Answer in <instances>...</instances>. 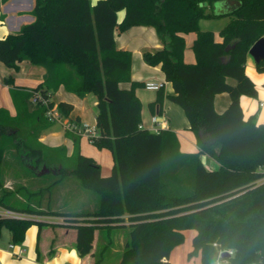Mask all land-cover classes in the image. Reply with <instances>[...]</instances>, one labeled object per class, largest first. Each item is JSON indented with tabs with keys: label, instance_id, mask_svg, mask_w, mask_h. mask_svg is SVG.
I'll list each match as a JSON object with an SVG mask.
<instances>
[{
	"label": "trees",
	"instance_id": "16d2710c",
	"mask_svg": "<svg viewBox=\"0 0 264 264\" xmlns=\"http://www.w3.org/2000/svg\"><path fill=\"white\" fill-rule=\"evenodd\" d=\"M220 1L34 0L30 12L34 20L0 39V60L11 68H17L23 56L35 64L51 61L54 72L49 80L55 86L63 84L80 96L94 92L99 135L90 141L111 150L114 166L104 175L101 164L81 152V135L71 131L67 130L75 144L72 155L65 147L42 142L41 133L53 121L45 116L42 104L32 111L30 100L33 91L54 106L44 83L31 91H13L17 114L0 109V207L26 217L0 214V239L8 230L14 243H23L33 225L40 230L75 228L78 249L86 255L93 249L96 230L129 227L119 264H172L168 260L172 249L185 242V230L194 229L189 258L200 256L201 264H212L220 249H234L235 263L264 262V122H258L257 114L247 117L241 103L244 95L258 97L246 64L251 47L264 37V0H236L239 5L233 10L216 12L213 6ZM122 10L126 16L119 23ZM220 17H229V22L217 40L215 32L203 30L200 22ZM139 25L156 28L164 43L153 53L144 52V58L152 66L160 65L173 84L174 93L168 98L185 111L198 137V152H183L170 129L142 126L143 107L136 90L145 83L133 80V54L116 41V31ZM188 33L196 34L195 63L185 60ZM257 69L264 72V61L257 63ZM5 82L13 84L14 77ZM159 91L152 109L157 106L161 113L165 91ZM221 93H229L231 99L220 113L215 100ZM58 108L69 118L74 105L61 101ZM12 149L36 172L45 164L59 175L48 187L27 189L33 199L75 176L84 189L98 194V209L62 213L43 208L40 201L35 206L31 197L26 205L10 202L7 197L13 192L6 188L1 172ZM203 154L216 159L219 167L208 168ZM43 216L63 222L50 223L41 220ZM38 250L39 254V246ZM103 259L104 254H97L95 264Z\"/></svg>",
	"mask_w": 264,
	"mask_h": 264
},
{
	"label": "crops",
	"instance_id": "0c3cea01",
	"mask_svg": "<svg viewBox=\"0 0 264 264\" xmlns=\"http://www.w3.org/2000/svg\"><path fill=\"white\" fill-rule=\"evenodd\" d=\"M98 1L99 0H92L93 4H96ZM238 5L239 2L236 0H223L217 2L213 6V10L216 12H229ZM33 6L34 0L5 1L0 6V39L5 38V36L10 33L18 32L23 25L31 23L34 20V17L30 13ZM125 16V10L119 11L118 22L121 23ZM208 20L210 19L201 20L200 26L202 27V21ZM202 29L212 30L204 26ZM220 30L221 29H219V31L213 30L217 40H221L219 35ZM184 37L186 40L185 60L188 63H195L197 60L193 50V43L196 34L188 33L184 34ZM116 41L119 48L128 50L133 54V80L142 83L152 80L164 84L163 90L165 91V97L161 113L157 106L155 109H152V104L158 99L160 91L147 90L143 86L136 90L137 96L140 98L143 107V128L149 129L147 126H150L153 121L154 125L150 130L170 129L178 136L183 152H198L200 149L198 137L196 133L190 129V122L185 111L181 106L168 98V95L174 93L173 84L166 80V75L162 71L160 65L152 66L145 61L144 52L151 51L153 53L164 46L156 28L139 25L125 32L116 31ZM247 61L246 72L258 87V97L244 95L241 100L242 107L247 117L257 114L258 122L263 123L264 106L260 104L262 101L264 102V72L258 71L257 63L251 54H249ZM53 70L54 63L51 61L45 64H35L31 62L27 56H23L17 68L8 67L0 60V109H7L12 116H15L17 114V103L14 101L13 91H31L32 89L38 88L39 84L44 83V86L47 87L52 94L51 100L54 105H58L61 101L69 102V104L71 103L74 105V109L67 119L85 124L82 115L78 112L79 105H77L80 101V97L84 96H80L68 90L63 84L55 86L53 82L49 80L50 75L54 72ZM10 75L14 77L13 84L5 82V78ZM229 81L233 84L235 83L233 79H229ZM126 85V88L130 87V84ZM230 99L229 93L218 94L215 100L216 110L220 113L225 111L229 105ZM30 101L32 102V100ZM30 109L32 111L37 110L39 109V105L33 104L32 106L30 104ZM150 113L153 115L152 120ZM155 118L157 121H155ZM56 122L58 121H54L49 128L41 133V140L52 148L65 147L68 155H72L75 150L74 141L68 136L64 124L61 122L63 125V129L61 130V124H56ZM93 125H96V121ZM81 137L85 138L84 135ZM88 139L90 140V138ZM81 143L83 144L82 139ZM210 157L213 158L212 156ZM93 158L96 157L93 155ZM96 160L100 163L98 159ZM213 160L216 161L219 166L218 161L214 158ZM111 166L113 169L114 158ZM110 173L109 171V173L106 174L109 175ZM7 182L8 185L11 181ZM41 220H46L47 222L55 224H61L63 222V218L59 220V217L54 216H43ZM94 235L92 251L86 255H82L77 246L79 235L78 230L75 228L45 226L40 230L38 225L31 226L27 231L24 242L18 244L12 241V233L8 230H4L3 236L0 239V262L2 264H95L97 254H104V259L99 264H119L122 253L130 237L129 234L124 237H110L108 239L104 228L96 230ZM38 246L41 250L39 254ZM112 254L114 255L112 256ZM168 260L173 264L172 257Z\"/></svg>",
	"mask_w": 264,
	"mask_h": 264
},
{
	"label": "rangeland",
	"instance_id": "374dc122",
	"mask_svg": "<svg viewBox=\"0 0 264 264\" xmlns=\"http://www.w3.org/2000/svg\"><path fill=\"white\" fill-rule=\"evenodd\" d=\"M228 22L229 17H220L217 19L202 21V27H209L214 31H219V29H222ZM122 86L126 87L127 85L123 84ZM32 102L30 101L32 106L33 104L36 105V103ZM97 103L98 98L94 92H89L85 94L84 97H80V101L77 104L79 105L78 112L82 115L85 123L93 125L96 121V115L98 113ZM54 106L57 107L58 105ZM150 115L152 120L153 115L151 113ZM153 123L154 122L152 121L151 125L147 126L149 130L153 127ZM56 124H61V130L63 129L61 122L58 121ZM81 139L83 141V144L80 141L81 152L84 155L91 157L94 155V157H96L95 159L100 161L104 175H108L106 173H109V171L112 172L111 165L113 163V155L111 150L98 148L87 138V136H85V138L82 137ZM201 158L208 168L217 169L219 167L217 162L210 156L203 154L201 155ZM31 164L32 163L27 165L25 161L19 157V153L14 149L6 153L1 176L5 180L6 188L13 192L7 197L10 202L16 203L17 205H26L30 202L29 197H31L28 190L34 191L48 187L58 180L59 175L55 169L48 173L41 174L40 172L46 165H40L39 170L36 172L33 170L34 168L31 167ZM7 181L11 182L7 185ZM23 186H26V188H22ZM0 196H2L1 192ZM32 199V204L35 206L38 205V201H40L43 208L48 209L51 207V209L62 213L94 211L98 209L100 202L98 194L84 189L78 178L75 176L65 178L62 182L55 184L51 192H47L41 197ZM61 219L62 218L59 217V220ZM105 232L108 239L110 237H124L129 234L130 228H105ZM195 235L196 231L194 229L185 230V242L175 246L171 251L170 257H172L173 264H201L200 256L189 258V252L192 250L193 237ZM113 255L114 254H112V256Z\"/></svg>",
	"mask_w": 264,
	"mask_h": 264
},
{
	"label": "built area",
	"instance_id": "2783aa9c",
	"mask_svg": "<svg viewBox=\"0 0 264 264\" xmlns=\"http://www.w3.org/2000/svg\"><path fill=\"white\" fill-rule=\"evenodd\" d=\"M4 3V0H0V6ZM164 87V84L161 82H154V81H149L145 83V88L147 90H155V91H159L161 88ZM32 101L36 104H42L45 108V116L54 121H59L62 122L66 128V130L71 131L77 135H84L87 136L88 138L92 139L96 136L99 135V130L97 128V125H90L88 123L85 124H81L78 123L77 121H73L70 119L65 118L61 111L59 110L58 107L55 106H50V102L49 100L45 99L40 93L37 92H33L32 91ZM261 106H264V102L262 101ZM155 121L156 118H155ZM158 131V130H157ZM0 214L2 216H11V217H26V215L10 210V209H6V208H0ZM224 254H227V256H224ZM235 250L234 249H220L217 259L212 263V264H239V263H235L233 258L235 257ZM250 264H264L263 261L259 262H254V263H250Z\"/></svg>",
	"mask_w": 264,
	"mask_h": 264
},
{
	"label": "water",
	"instance_id": "95a60500",
	"mask_svg": "<svg viewBox=\"0 0 264 264\" xmlns=\"http://www.w3.org/2000/svg\"><path fill=\"white\" fill-rule=\"evenodd\" d=\"M202 5H208V3H201V6ZM232 46H229L228 47V50L231 48ZM249 54H251L256 63H261L262 61H264V37L263 38H260L250 49V52ZM51 169L48 168L47 166H44L43 170L40 172L41 174H45V173H48L50 172ZM224 256H227V254H224Z\"/></svg>",
	"mask_w": 264,
	"mask_h": 264
}]
</instances>
